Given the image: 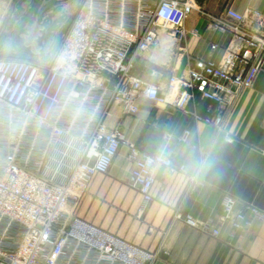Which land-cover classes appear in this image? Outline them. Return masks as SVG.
Segmentation results:
<instances>
[{"label": "built area", "instance_id": "obj_1", "mask_svg": "<svg viewBox=\"0 0 264 264\" xmlns=\"http://www.w3.org/2000/svg\"><path fill=\"white\" fill-rule=\"evenodd\" d=\"M196 10L208 31L229 40L224 47L210 43L212 51L223 50L217 62L187 53L186 72L177 74L189 35L202 37L185 28ZM142 53L156 65L145 76L136 73ZM263 71L264 15L229 6L206 13L196 0H84L50 59L0 57V264H153L157 253L80 218L65 219L124 146L133 164L128 182L142 197V211L155 199L156 169L176 170L170 158L149 166L156 153L109 128L112 107L135 116L146 100L219 129L228 97L252 89ZM197 97L218 105L212 117L188 111ZM190 135L187 129L182 140ZM236 202L225 197L222 223L242 230L264 222V210L249 202L236 209ZM201 228L220 235L212 219Z\"/></svg>", "mask_w": 264, "mask_h": 264}, {"label": "crops", "instance_id": "obj_2", "mask_svg": "<svg viewBox=\"0 0 264 264\" xmlns=\"http://www.w3.org/2000/svg\"><path fill=\"white\" fill-rule=\"evenodd\" d=\"M83 1L0 0V28L13 27L10 33L0 30V57L50 59L59 51L64 37L62 28L52 35L53 27L71 20L59 14V9L79 7ZM196 1L207 5L211 0ZM213 1L211 14H219L226 0ZM243 1L239 4L235 0L231 7L239 11L256 9L264 15V0H255L256 7L245 6ZM206 24L200 20L185 24L189 33L197 31L202 37L189 35L187 52L181 53L184 67L175 68L177 74L186 72L187 53L215 62L221 59L223 50L212 51L210 43L224 47L229 36L211 33ZM145 65L147 61L141 65L138 62L136 73L147 75V71L138 67ZM228 100L219 129L196 123L183 110L168 107L159 111L146 100L139 102L140 110L135 116L127 115L122 105H114L106 121L108 127H119L132 144L151 154L156 153L160 140L167 136L169 158L176 170L157 168L154 201L142 211V197L137 191L138 210L136 205H129V211L134 213H123V206L129 201L126 192L133 164L128 159V147H122L110 172L96 176L90 184L89 191L97 184L100 212L94 223L157 253L153 264H264V222L254 221L250 228L242 230H234L229 223L221 222L227 195L236 198V209L249 202L264 210V71L252 89L241 90L237 97H228ZM217 108V104L197 97L189 104L188 111L212 117ZM187 129L191 135L184 141L182 136ZM182 166L183 171L179 170ZM117 186L121 187L120 202L123 203L119 212L106 207L109 188ZM188 218L195 224L188 223ZM209 219L220 229L219 236L202 230L201 224Z\"/></svg>", "mask_w": 264, "mask_h": 264}, {"label": "rangeland", "instance_id": "obj_3", "mask_svg": "<svg viewBox=\"0 0 264 264\" xmlns=\"http://www.w3.org/2000/svg\"><path fill=\"white\" fill-rule=\"evenodd\" d=\"M71 1V0H69ZM74 1V0H72ZM235 0H226V4L224 5V7H222L220 9V11L218 13H221L225 7L229 6L231 7V5L233 4ZM211 2H215L213 0H211L210 2L207 3V5H202V3L197 2L198 7H200L202 12H206V13H211V8L210 6L213 5ZM251 3H247V0L243 1V4H245V6H251V7H256L255 4V0L250 1ZM238 3L240 4V0H238ZM81 5V4H80ZM63 7V6H61ZM79 7H75V8H68L67 10H61L59 9V14H64V16H68L71 18L70 22L65 24V25H56L53 27L52 29V35H56L58 34L59 30H61L62 28V34L63 36H65L67 33H69V31L72 29L74 21L77 17L78 11H79ZM200 20V23L203 24L205 26V24L207 23L205 20V17L202 15V13H200L198 10H196L194 12V14L192 15V17L188 20V23H195L197 21ZM12 26H6V27H1L0 30L1 32L5 33V30L8 31V33L11 32L12 30ZM37 29L43 30V28L41 27H37ZM64 38V37H63ZM61 40V37L59 36V39L57 40V45L59 44ZM183 54V52H182ZM181 52H180V61L178 62V66L180 67H184V64L182 63V59H181ZM148 54L142 53V57L138 58V62H140V65L143 63H146L147 61V56ZM153 61L156 60V56H154L152 58ZM172 66V65H171ZM139 68H142V70L147 71L146 73L151 72V69L156 68V65L152 62H149L148 65L145 66H138ZM173 67V66H172ZM165 76V75H164ZM130 116V115H129ZM100 179H98L99 181ZM94 187L91 188V191H89L76 205H74V203H71V205L69 206L66 214H65V219L68 218L69 220H71L72 218H80L84 221L90 222L94 225H96V215L99 212L98 211V205H97V184L95 183L93 185ZM121 187H110L108 190V195L107 198L109 199L106 202V207L108 210H113V209H117V212H119L118 208H120V205H122L123 203L120 202V191ZM138 193L137 191H133L132 187L129 185L127 188V192H126V198L129 200L125 203L126 206H123V213H134L133 211L130 212L129 211V205L134 206L136 205V209L138 210L139 207V201H138ZM102 206V203H101ZM100 213V212H99ZM139 213V212H136ZM95 222V223H94ZM155 262V261H154Z\"/></svg>", "mask_w": 264, "mask_h": 264}, {"label": "clouds", "instance_id": "obj_4", "mask_svg": "<svg viewBox=\"0 0 264 264\" xmlns=\"http://www.w3.org/2000/svg\"><path fill=\"white\" fill-rule=\"evenodd\" d=\"M170 155H171V149H170L169 138L167 136H164L160 140V142L157 146L155 159L149 158L148 164H149V166H152L153 164H157V165L167 164V163H169Z\"/></svg>", "mask_w": 264, "mask_h": 264}]
</instances>
